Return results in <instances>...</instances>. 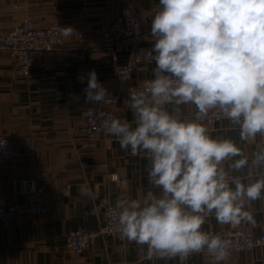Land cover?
<instances>
[{
  "label": "crops",
  "instance_id": "obj_1",
  "mask_svg": "<svg viewBox=\"0 0 264 264\" xmlns=\"http://www.w3.org/2000/svg\"><path fill=\"white\" fill-rule=\"evenodd\" d=\"M158 5L159 0H0V30L24 19L74 30L73 36H65L62 31V45L39 56L25 77L18 74L13 57L0 52V135L9 136L19 153L15 163L0 165V205L24 201L26 195L19 193L18 185L30 180L43 187L42 199L49 205L44 216L16 215L10 221H0V264H181L179 258L146 259L147 245L120 237L99 236L79 254L64 247L68 231L79 226L96 230L107 205L115 206L121 198L143 200L149 190L159 194L149 183L145 154L131 155L130 149H121L116 137L105 139L99 135L87 141L73 132L94 103L86 102L87 74L94 70L108 90L115 84L117 69L128 60L121 43L99 42L100 26L133 13L144 16L147 31L140 47L151 50V24ZM154 68L153 59L140 64L131 81L153 79ZM127 99L129 96L118 99L114 118L132 122ZM181 107V118L192 120L195 106ZM206 127L213 138L232 139L247 157L248 165L232 175L241 177L244 184L264 178V166L252 164L253 153L258 144H264V137L257 134L254 140H241L238 126L227 119ZM240 158L225 161L223 166L228 170ZM114 172L126 176V182H110L108 175ZM244 211L247 216L238 224H220L213 214L202 229L240 225L252 235L264 233V194L258 200L246 201ZM212 261L211 257L194 253L184 264ZM221 264H264V245Z\"/></svg>",
  "mask_w": 264,
  "mask_h": 264
},
{
  "label": "clouds",
  "instance_id": "obj_2",
  "mask_svg": "<svg viewBox=\"0 0 264 264\" xmlns=\"http://www.w3.org/2000/svg\"><path fill=\"white\" fill-rule=\"evenodd\" d=\"M158 8L154 45L146 50L154 78L143 90L129 89L132 122L110 117L101 125L121 149L146 154L149 183L159 190L143 200L118 199V230L121 239L147 245L149 260L184 264L206 251L221 264L230 242L202 226L213 214L220 224L240 223L245 202L264 194V178L244 184L232 175L247 157L232 139L213 138L203 121L218 111L238 126L241 140L264 137V0H159ZM62 31L74 35L72 28ZM87 76L86 102H110L96 72ZM189 104L195 118L184 120L181 106ZM237 156L226 170L224 162ZM253 157V165L264 166V144Z\"/></svg>",
  "mask_w": 264,
  "mask_h": 264
},
{
  "label": "built area",
  "instance_id": "obj_3",
  "mask_svg": "<svg viewBox=\"0 0 264 264\" xmlns=\"http://www.w3.org/2000/svg\"><path fill=\"white\" fill-rule=\"evenodd\" d=\"M110 1V0H106ZM125 3L137 0H119ZM14 8L16 4L12 5ZM139 26V27H137ZM147 31V19L133 13L124 17L110 19L100 26L98 39L102 45L121 43L122 49L128 54V60L120 66L115 73V84L107 90L110 102L93 103L84 113L83 123L73 129L74 134L82 136L85 140H94L97 136L111 139L103 128L102 122L114 118V108L118 99L129 96L130 88L143 90L145 81L132 82L131 76L143 63H150L152 57L146 52L148 49L140 47ZM63 37L61 27L58 25H38L30 19H24L18 25L0 30V52L10 54L16 64L19 75L25 77L35 66L36 59L48 52L58 49L62 45ZM91 109L92 115L87 111ZM196 113V111H195ZM195 113L192 117L195 118ZM225 119L218 111L210 112L204 119V124L211 126ZM146 156V154H145ZM19 157L11 139L7 135H0V165L15 163ZM147 157V156H146ZM226 169V168H225ZM227 170V169H226ZM110 182L122 185L126 176L119 173L108 175ZM18 191L26 195V199L18 203L0 205V221L7 222L16 215L44 216L49 212L48 203L42 199L43 187L37 186L34 181H20ZM115 206L107 205L101 213V223L96 230L76 227L68 231L64 237L65 250L79 254L84 252L99 236L120 237L118 230V213ZM220 235L230 242L229 256L226 261L232 262L241 252H246L264 245V233L252 235L246 227L229 225L220 230L202 229ZM211 257L206 251L201 252Z\"/></svg>",
  "mask_w": 264,
  "mask_h": 264
}]
</instances>
